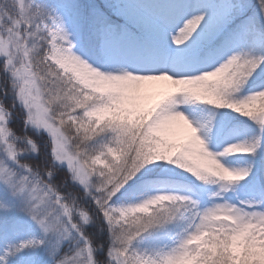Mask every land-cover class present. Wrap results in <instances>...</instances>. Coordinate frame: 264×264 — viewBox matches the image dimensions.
<instances>
[{
  "label": "snow or ice",
  "instance_id": "snow-or-ice-1",
  "mask_svg": "<svg viewBox=\"0 0 264 264\" xmlns=\"http://www.w3.org/2000/svg\"><path fill=\"white\" fill-rule=\"evenodd\" d=\"M0 264H264V0H0Z\"/></svg>",
  "mask_w": 264,
  "mask_h": 264
},
{
  "label": "trees",
  "instance_id": "trees-1",
  "mask_svg": "<svg viewBox=\"0 0 264 264\" xmlns=\"http://www.w3.org/2000/svg\"><path fill=\"white\" fill-rule=\"evenodd\" d=\"M13 127H14V128H17V125L14 124Z\"/></svg>",
  "mask_w": 264,
  "mask_h": 264
}]
</instances>
